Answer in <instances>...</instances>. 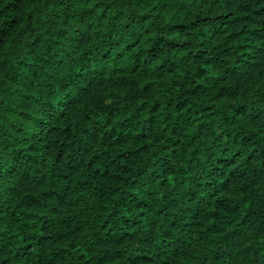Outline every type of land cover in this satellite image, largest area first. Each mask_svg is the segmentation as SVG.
Masks as SVG:
<instances>
[{
  "label": "trees",
  "instance_id": "1",
  "mask_svg": "<svg viewBox=\"0 0 264 264\" xmlns=\"http://www.w3.org/2000/svg\"><path fill=\"white\" fill-rule=\"evenodd\" d=\"M0 264H264V0H0Z\"/></svg>",
  "mask_w": 264,
  "mask_h": 264
}]
</instances>
